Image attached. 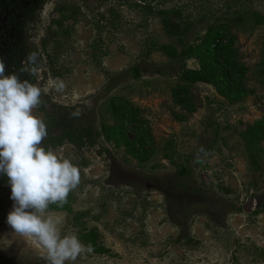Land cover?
Returning <instances> with one entry per match:
<instances>
[{
  "label": "rangeland",
  "instance_id": "1",
  "mask_svg": "<svg viewBox=\"0 0 264 264\" xmlns=\"http://www.w3.org/2000/svg\"><path fill=\"white\" fill-rule=\"evenodd\" d=\"M161 13L187 34L170 36ZM256 15L264 17V0H51L33 25L23 23L18 39L42 59L31 72L44 110L33 114L44 120L61 106L101 133L95 147L54 150L78 166L80 181L70 191V214L45 215L61 220V236L96 230L109 250L97 253L79 238L84 251L66 264H264V211L255 213L264 206V143L256 169L242 139L264 117V23ZM220 25L235 37L248 70L247 95L231 105L213 86L194 84L196 111L185 112L173 92L183 69L200 66L180 55ZM164 45L178 58L162 52ZM111 99L130 103L146 120L154 147L147 162L107 141L104 127L117 124ZM9 197L2 192L0 252L18 264H48L35 238L7 225Z\"/></svg>",
  "mask_w": 264,
  "mask_h": 264
},
{
  "label": "trees",
  "instance_id": "2",
  "mask_svg": "<svg viewBox=\"0 0 264 264\" xmlns=\"http://www.w3.org/2000/svg\"><path fill=\"white\" fill-rule=\"evenodd\" d=\"M0 0V61L5 64V74H15L20 80L27 77L30 83H35L34 71L42 63L41 57L37 55L35 63H29L27 57L32 50H19L16 46L17 36L24 30L25 26L34 24L38 12L44 5L51 0ZM87 1V0H81ZM163 25L170 36L186 35L187 30L182 31L181 25L172 16L161 13ZM257 23L263 24L264 17L256 15ZM226 26H212L207 34L202 38L201 43L188 46L181 53V60L197 59L198 70L183 69L181 83L174 89L173 97L175 103L185 112L195 113L196 107L190 93L191 86L204 83L213 86L218 94L226 99L231 105L244 100L247 90L244 82L247 74L246 66L239 61L238 51L234 48L235 37L228 36ZM12 38V39H11ZM225 40L227 42H225ZM15 44V46L13 45ZM159 49L172 59L178 58L177 50L170 46H161ZM25 61V65H22ZM25 67L29 69L25 72ZM39 110H44V103L38 106ZM109 111L112 113L117 124L114 127H104L107 134V141H113L118 147L122 145L126 148L129 155L134 158L147 162L154 156L153 137L146 120L139 117L140 113L130 103H123L116 99H111ZM47 137L44 138L42 145L45 148L56 150L63 147L66 143L78 150L85 147H95L97 139L101 135L94 126H82L76 122L77 114L75 110H67L61 106H54L52 112L47 113ZM181 121L185 116L179 117ZM137 134L135 140L128 137V128L131 125ZM248 158L254 168L258 169L259 156L263 152L261 144L264 143V117L256 124L250 126L242 134ZM182 174V173H181ZM185 174V173H184ZM1 189L9 190L8 178L0 175ZM259 203L261 202L258 197ZM73 196L69 193L66 202L62 206L50 204L46 211L53 212H72L71 204ZM256 214L264 211V206H258ZM86 246L97 253H109V250L100 246L99 237L96 230L85 231L79 236ZM179 241V240H178ZM181 241V240H180ZM182 241H185L184 239ZM188 242L194 240L187 238ZM0 264H18L5 259L0 252Z\"/></svg>",
  "mask_w": 264,
  "mask_h": 264
},
{
  "label": "clouds",
  "instance_id": "3",
  "mask_svg": "<svg viewBox=\"0 0 264 264\" xmlns=\"http://www.w3.org/2000/svg\"><path fill=\"white\" fill-rule=\"evenodd\" d=\"M36 59L34 52L27 57L29 63ZM62 89L58 84L57 90ZM40 98L39 87L5 74L0 61V175L8 178L13 202L6 223L15 233L35 238L47 250L48 264H66L84 248L75 234L61 236V220L45 213L50 204L66 202L79 184L80 171L70 159L42 145L47 125L33 114Z\"/></svg>",
  "mask_w": 264,
  "mask_h": 264
},
{
  "label": "flooded vegetation",
  "instance_id": "4",
  "mask_svg": "<svg viewBox=\"0 0 264 264\" xmlns=\"http://www.w3.org/2000/svg\"><path fill=\"white\" fill-rule=\"evenodd\" d=\"M31 25H33V23L32 24H29V26L28 27H30ZM24 31V30H23ZM22 33V32H21ZM21 35V34H20ZM12 39V38H11ZM17 42H16V46H18L19 47V50L20 51H22V49H24V50H32V49H30V48H27V47H25V44H23L21 41H20V39H18V36H17ZM27 43V42H26ZM14 46H15V44H13ZM24 64H22V65H25L26 66V64H25V61L23 62ZM27 69V68H26ZM36 70V69H35ZM28 71L29 70H27L26 71V73H28ZM36 77V76H35ZM22 80H27V77H25V76H23L22 77ZM35 82H36V80H35ZM35 84V83H34ZM53 110V109H52ZM46 114H45V119L43 120V121H45L46 120V116L48 115L47 113H49V112H45ZM44 140V139H43ZM43 140H42V142H43ZM54 151V150H53ZM10 190V189H9ZM8 189L7 190H2L1 189V191H0V209H1V198H2V192H8L9 191ZM4 256V255H3ZM5 257V256H4ZM10 257H5V259H9ZM10 260V259H9ZM11 262H14V261H11Z\"/></svg>",
  "mask_w": 264,
  "mask_h": 264
}]
</instances>
